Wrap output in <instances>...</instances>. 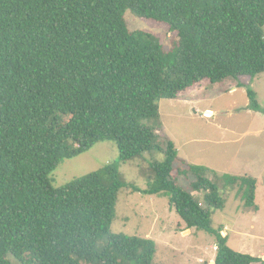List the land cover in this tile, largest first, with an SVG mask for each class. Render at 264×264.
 Masks as SVG:
<instances>
[{"label": "trees", "instance_id": "1", "mask_svg": "<svg viewBox=\"0 0 264 264\" xmlns=\"http://www.w3.org/2000/svg\"><path fill=\"white\" fill-rule=\"evenodd\" d=\"M127 12L167 28L172 48L132 31ZM263 73L264 0H0V264H154V240L111 231L123 188L168 196L186 229L215 238V264H264L213 227L226 199L208 175L220 174L158 133L161 101ZM102 142L116 144L118 161L54 187L62 162ZM152 152L165 160L151 162L148 187L126 183L121 164ZM222 178L257 209V179Z\"/></svg>", "mask_w": 264, "mask_h": 264}, {"label": "rangeland", "instance_id": "2", "mask_svg": "<svg viewBox=\"0 0 264 264\" xmlns=\"http://www.w3.org/2000/svg\"><path fill=\"white\" fill-rule=\"evenodd\" d=\"M126 21L132 31L148 30L161 38L167 50L172 48L174 35L167 28L151 26L127 12ZM235 82L216 86V92L229 91ZM234 93L204 91L203 84L193 93L201 97L196 103L163 100L160 102V140H171L179 156L191 164L218 172L209 173L226 199L224 210H213V227H223L229 237V247L236 252L261 258L264 261V172L258 186L255 208L246 206V188L240 183L225 187L222 176H244L245 171L264 168V114L249 108L248 89L257 95L264 108V73L242 77ZM236 85V86H237ZM195 95V94H194ZM207 110L208 116L203 113ZM119 159L116 144L102 142L90 151L60 164L52 175L54 187L59 188L75 178L98 172ZM165 156L159 152L147 153L143 158L121 164L123 180L141 190L148 187L154 176L151 162L162 163ZM254 174V173H253ZM258 174V173H257ZM248 175L247 177H250ZM185 190L189 182L181 180ZM194 196L208 209L203 192ZM227 228V230H225ZM111 231L129 237L150 238L157 244L154 264H211L216 257V240L205 232L189 231L176 211L170 207L168 196H150L123 188L118 195L116 216ZM224 235V234H223ZM224 235V236H226ZM13 264H20L11 257Z\"/></svg>", "mask_w": 264, "mask_h": 264}, {"label": "crops", "instance_id": "3", "mask_svg": "<svg viewBox=\"0 0 264 264\" xmlns=\"http://www.w3.org/2000/svg\"><path fill=\"white\" fill-rule=\"evenodd\" d=\"M236 84L234 85V87L232 88V89H230V91H228V93H234V92H236V90H237V88H236V85H237V82H235ZM221 85V84H220ZM216 86H219V85H207V86H204V91L205 92H208L209 90H211V91H213L215 94H219V93H224V92H227L226 90H222V92H216L215 90H216ZM201 87V86H200ZM199 86L198 87H196V88H194V89H191V90H189L184 96H182L181 98H179L178 100H171V101H182V102H184V103H186V102H189V101H187L188 99H190L191 101H190V103H192V104H194V103H196V100H198L199 98H201V97H199L198 95L199 94H197L196 92L195 93H193V91L194 90H198V88H200ZM195 94V95H194ZM199 97V98H198ZM208 112H211L212 113V115L214 114L213 113V111L212 110H207ZM206 111V112H207ZM207 112V113H208ZM177 148V147H176ZM178 150V149H177ZM178 153H179V150H178ZM211 170V169H210ZM212 171H214V170H212ZM216 172V171H215ZM262 172H264V168H261V169H258V170H256V171H250V170H248V171H245V173H249V174H247L246 176H248V175H251L250 177H253V178H255V179H257V181H258V186L259 185H261V183H262V180H263V176H258V175H260ZM218 173V172H217ZM254 173V174H253ZM258 173V174H257ZM241 177V176H240ZM242 177H244V176H242ZM189 231H191V230H189ZM223 234L224 235H226V233H225V231H223Z\"/></svg>", "mask_w": 264, "mask_h": 264}, {"label": "built area", "instance_id": "4", "mask_svg": "<svg viewBox=\"0 0 264 264\" xmlns=\"http://www.w3.org/2000/svg\"><path fill=\"white\" fill-rule=\"evenodd\" d=\"M207 112H208V111H207ZM207 112H204V113H203V116H204L205 118H211L213 115H212V116H208V115H207ZM225 230H227V228H225Z\"/></svg>", "mask_w": 264, "mask_h": 264}, {"label": "water", "instance_id": "5", "mask_svg": "<svg viewBox=\"0 0 264 264\" xmlns=\"http://www.w3.org/2000/svg\"><path fill=\"white\" fill-rule=\"evenodd\" d=\"M211 264H215V262H212Z\"/></svg>", "mask_w": 264, "mask_h": 264}]
</instances>
